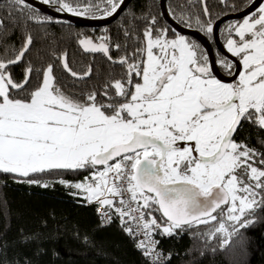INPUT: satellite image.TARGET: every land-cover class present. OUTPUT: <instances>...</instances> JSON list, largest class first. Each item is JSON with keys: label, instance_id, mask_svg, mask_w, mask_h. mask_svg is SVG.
<instances>
[{"label": "snow or ice", "instance_id": "1", "mask_svg": "<svg viewBox=\"0 0 264 264\" xmlns=\"http://www.w3.org/2000/svg\"><path fill=\"white\" fill-rule=\"evenodd\" d=\"M220 2L233 11L251 9L224 29L235 61L221 56L210 62L201 44L156 15L131 12L144 23L131 53L108 29L99 37L77 34L83 52L104 56L123 75L100 89L67 92L54 63L29 59L33 52L40 56L47 26L63 21L43 15L30 0H0V41L23 31L19 47L0 45V175L45 189L59 184L95 204L99 227L118 221L145 264H171L173 253L161 249V239L178 241L187 233L205 247L214 240L222 249L237 238L247 244L244 232L264 223V2L254 8L255 0L239 7ZM41 3L57 13L105 20L128 7L126 0ZM172 11L185 27L215 34L207 0H178ZM29 23L42 36L34 37ZM122 31L127 39L134 28ZM121 49L125 54L114 58L113 50ZM50 55L72 78L93 75L91 65L73 70L66 52ZM215 63L230 82L217 78ZM16 67L23 69L20 80ZM253 134L259 147L246 142ZM45 239L46 232L37 231L22 233L19 242L35 244L38 252Z\"/></svg>", "mask_w": 264, "mask_h": 264}, {"label": "trees", "instance_id": "2", "mask_svg": "<svg viewBox=\"0 0 264 264\" xmlns=\"http://www.w3.org/2000/svg\"><path fill=\"white\" fill-rule=\"evenodd\" d=\"M177 2L178 0H168L169 11L175 19L177 18L172 9L176 7ZM180 2L183 3V0ZM195 11L203 15L200 5L195 6ZM131 12H135L136 17L156 15L160 22L166 25L161 16L160 0H132L116 21L100 30L94 29L95 33L110 30L112 40L126 44V51L131 53L137 46L136 37L144 28L143 21L131 18ZM129 25H132L134 31L132 36L126 39L122 29L129 28ZM47 28V35L43 36L37 45L40 56L37 57L36 52H33L29 59L34 65L54 63V72L65 91L100 89L108 79H118L123 75L124 69L119 65L110 64L104 56L88 55L81 50L77 43V34L91 35L93 29L64 21L48 25ZM27 29L34 37L42 36L41 28L35 24L29 23ZM22 40L23 31L16 30L13 35L0 41V45L11 43L19 47ZM53 51L57 56L66 52L70 67L78 73L84 72L91 65L93 75L85 81L72 78L50 55ZM123 54L125 49H121L119 53L115 50L112 52L114 58ZM13 75L17 80L22 79L23 69L16 67ZM248 142L259 147L255 134ZM42 224L46 227H42ZM37 231L46 232V239L38 252L35 244L29 247L20 244L22 233ZM244 236L248 239L247 244L240 243L237 238L230 242L228 247L221 249L217 241H210L208 247H205L203 241L187 233L178 241L175 237L165 240L164 247L173 253L171 264H264V223L245 231ZM0 244L4 245L0 264H14L17 261L22 264L21 258L31 260L32 264H145L141 253L134 247L133 241L121 231L119 225L113 223L109 227H99L94 205L85 204L59 184L54 188L45 189L15 183L10 177L2 175ZM211 248L217 249L215 253L210 251Z\"/></svg>", "mask_w": 264, "mask_h": 264}, {"label": "flooded vegetation", "instance_id": "3", "mask_svg": "<svg viewBox=\"0 0 264 264\" xmlns=\"http://www.w3.org/2000/svg\"><path fill=\"white\" fill-rule=\"evenodd\" d=\"M256 1H257V0H255V2H254L253 5H255V4L258 5L259 3L264 2V0H258L257 2H256ZM131 2H132V1H131ZM228 3H229V4H235L237 7H239V6L243 5V4H245V0H228ZM130 4H131V3H130ZM130 4H129V5H130ZM168 4H169V3H168V0H167V7H168V10H169V5H168ZM196 5L199 7V4H196ZM196 5H195V6H196ZM207 7H208L209 11H210L211 14H212V17H213V19H214V25H215V27H216V29H215V34H214L212 37H209V36L205 35V33L199 31L198 27H195V26H194L193 28L185 27L183 24H180V23L178 22V19H175V18L171 15L170 11H169V13H170V15L172 16V18H173L174 20H176V21H177L180 25H182L184 28H187V29H190V30H195V31L200 32V33L203 35V39H204L205 42L208 44L210 50L208 49V47H207L203 42L199 41L196 37H194V36H192V35H188V34H187V35L182 34V33H180L179 31H177V30L175 29V28H174V27H173V26H172V25H171V24H170V23H169V22L163 17V12H162V9H161V0H160L161 16L163 17V19H164V21H165V23H166L165 26H169V25H170L171 28L174 29L175 31H177L178 33H180V34H182V35H185V36H187L188 38L193 39V40H195L197 43L201 44V46L204 48V50L208 53L210 62L212 61L211 53L214 55L215 61H218V60L220 59L221 56H226V57H228V59H231V60H234V61H235V58L232 57L231 54L227 52L226 47L224 46V40H225V32H224V29H225L229 24L235 23L236 21L242 19V17H240V18H236V17H234V18H229V19L223 21L222 23L218 24L217 26H216V24L219 22V20L224 19L226 16H229V15H237V14L241 13L242 11H233L230 7L226 6L225 4H222V3L220 2V0H207ZM246 9H248V8L245 7L244 10H246ZM202 18H203V19H208V17H207V16H204V15H202ZM62 21H63V20H62ZM64 22H69V21H64ZM70 23H71V22H70ZM108 26H109V25H108ZM108 26H103V27H82V26H79V27H82V28H91V29H93V30H92L93 32H91V35H90V36H93V37H99V36H101V35L104 33V31H101V33L98 34V32L95 33V30H94V29H98V30H100V29L105 28V27H108ZM92 33H95V35H92ZM89 34H90V33H89ZM85 53H86V52H85ZM87 54H88V55H92V56H98V55H100V54H89V53H87ZM101 56H102V55H101ZM217 66L219 67V69L221 70V72H222L225 76L230 77V76H228V74H227V70L224 69L223 65L217 63ZM217 78H218V77H217ZM240 139L243 140L244 138H243V137H240ZM246 142H248V141H246Z\"/></svg>", "mask_w": 264, "mask_h": 264}, {"label": "water", "instance_id": "4", "mask_svg": "<svg viewBox=\"0 0 264 264\" xmlns=\"http://www.w3.org/2000/svg\"><path fill=\"white\" fill-rule=\"evenodd\" d=\"M132 0H126L127 5L129 6V4L131 3ZM30 3L33 5V7L39 9L42 13L49 15L55 19H61L63 21H69L71 23H74L78 26H82V27H103V26H108L110 24H112L114 21H116L119 16L127 9L125 8L124 11L120 14H118L117 16L113 17V18H109V19H88V18H84V17H77V16H73L70 14H64V13H57L54 10V7L49 6V5H44L43 3H41V0H30ZM257 4L253 5V8L256 6ZM161 9L163 12V17L180 33L185 34V35H192L194 37H196L199 41L202 42L201 39H199L197 36H195V34H197L198 36H200L201 38H203V35L195 30H190L187 28H184L182 25H180L176 20H174L172 18V16L169 13L168 7H167V0H161ZM251 9H246L244 11H242L241 13L237 14V15H229L226 16L224 19L219 20V22L216 24V26L220 23H222L223 21L229 19V18H240L243 17L245 15L246 12L250 11ZM91 54V53H89ZM211 57H212V61L215 60L214 55L211 53ZM213 68H214V72L217 75L218 78H223L226 82H230L233 78L232 77H227L225 76L221 70L219 69V67L217 66V63L213 64Z\"/></svg>", "mask_w": 264, "mask_h": 264}, {"label": "built area", "instance_id": "5", "mask_svg": "<svg viewBox=\"0 0 264 264\" xmlns=\"http://www.w3.org/2000/svg\"><path fill=\"white\" fill-rule=\"evenodd\" d=\"M88 205V204H87ZM92 205H94L95 206V210H96V212H97V207H96V205L95 204H92ZM101 211H102V209H101ZM113 223H115V224H117V225H119V222L118 221H114ZM112 223V224H113ZM120 226V225H119ZM157 239H161L160 237H157ZM165 240H169V239H161V244H160V247H161V249L167 254V253H172L171 251H168V250H166V248L164 247V241Z\"/></svg>", "mask_w": 264, "mask_h": 264}, {"label": "bare ground", "instance_id": "6", "mask_svg": "<svg viewBox=\"0 0 264 264\" xmlns=\"http://www.w3.org/2000/svg\"><path fill=\"white\" fill-rule=\"evenodd\" d=\"M258 1V0H257ZM256 1V2H257ZM215 29H216V27H215ZM195 36H197L199 39H201L202 40V42L208 47V49H209V46H208V44L205 42V40L203 39V38H201L200 36H198L197 34H195ZM210 50V49H209Z\"/></svg>", "mask_w": 264, "mask_h": 264}]
</instances>
